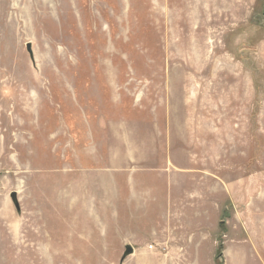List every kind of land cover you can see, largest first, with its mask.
<instances>
[{"label":"rangeland","instance_id":"rangeland-1","mask_svg":"<svg viewBox=\"0 0 264 264\" xmlns=\"http://www.w3.org/2000/svg\"><path fill=\"white\" fill-rule=\"evenodd\" d=\"M0 264H264V0H0Z\"/></svg>","mask_w":264,"mask_h":264},{"label":"water","instance_id":"water-1","mask_svg":"<svg viewBox=\"0 0 264 264\" xmlns=\"http://www.w3.org/2000/svg\"><path fill=\"white\" fill-rule=\"evenodd\" d=\"M28 50H29V52H30V54H31V56H32V50H31V46H30V45H28ZM12 198H13V200H14L16 206L18 207L19 204H18V199H17V197H16V192H13V193H12ZM133 251H134V248H133L132 246L128 245V246H127V249H126V251H125V253H124V258L127 257L128 255H130L131 253H133Z\"/></svg>","mask_w":264,"mask_h":264}]
</instances>
